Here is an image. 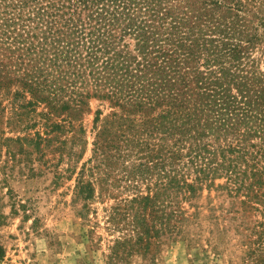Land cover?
<instances>
[{
    "label": "trees",
    "instance_id": "1",
    "mask_svg": "<svg viewBox=\"0 0 264 264\" xmlns=\"http://www.w3.org/2000/svg\"><path fill=\"white\" fill-rule=\"evenodd\" d=\"M261 3L0 0V90L17 86L9 125L20 127L23 116L21 129L41 124L46 137L35 132L38 149L51 133L73 129L71 120L90 98L118 107L95 135L96 164L78 171L75 194L85 203L96 183L103 189L123 181L133 195L114 207L110 221L116 223L122 209L134 211L127 224L138 244L156 231L145 223L147 207L162 225L169 198L188 199L203 181L225 177L230 193L257 197L264 184V73L254 75L247 52L259 41L264 18L252 11ZM252 17L258 20L253 27ZM41 104L46 111L37 113ZM62 114L60 123L51 121ZM95 114L97 123L101 112ZM77 132L86 144L82 124ZM4 141L11 154L12 139ZM120 159L139 163L127 167ZM116 168L122 175L111 180ZM151 169L158 181L142 193L139 179H150ZM171 216H183L176 202ZM261 252L252 249V264H264Z\"/></svg>",
    "mask_w": 264,
    "mask_h": 264
},
{
    "label": "rangeland",
    "instance_id": "2",
    "mask_svg": "<svg viewBox=\"0 0 264 264\" xmlns=\"http://www.w3.org/2000/svg\"><path fill=\"white\" fill-rule=\"evenodd\" d=\"M257 8L252 15L264 18V3ZM251 19L252 27L257 25L258 20ZM256 35L259 41L247 52L249 65L255 76L263 77L264 21ZM16 88L12 85L8 92L0 90V264H252V249L257 247L264 257V184L257 197L250 191L246 196V190L230 193L225 177L197 184L200 189L188 199L179 196L175 202L183 216L177 220L171 216L175 202L169 198L164 211L168 219L162 221L167 225H160L158 212L147 207L145 223L156 231L135 243L136 235L127 224L133 220L134 211L122 209L116 223L110 221L114 207H122L123 198L133 195L132 190L122 188L123 181L119 187L103 185V189L96 183L94 196L85 203L75 194L78 171L96 164L91 158L98 129L120 109L107 100L90 98L87 110L71 120L73 129L51 133L47 136L50 141L41 142L37 149L33 144L35 132L46 137L41 124L21 129L27 120L23 116L20 127L9 125ZM35 110L46 111L44 104ZM97 110L101 114L94 123ZM33 115L27 116L33 119ZM64 116H51V121L60 123ZM79 124L85 129L86 144L79 140ZM6 138L12 139L8 143L11 154ZM17 138L27 139L16 142ZM120 162L127 167L131 162L139 163L133 159ZM260 165L264 168V153ZM151 171L150 179H139L142 193L147 187L153 189L158 181L157 170ZM121 175L116 168L110 179ZM194 178L192 173L188 183Z\"/></svg>",
    "mask_w": 264,
    "mask_h": 264
}]
</instances>
